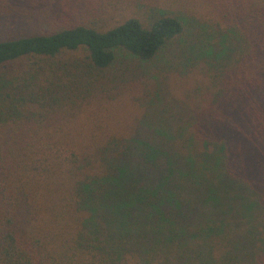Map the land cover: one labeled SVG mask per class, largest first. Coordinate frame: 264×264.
I'll return each mask as SVG.
<instances>
[{
  "label": "trees",
  "instance_id": "obj_1",
  "mask_svg": "<svg viewBox=\"0 0 264 264\" xmlns=\"http://www.w3.org/2000/svg\"><path fill=\"white\" fill-rule=\"evenodd\" d=\"M232 5L208 48L180 50L174 66L202 60L212 96L147 133L68 132L81 103L62 93V64L153 60L184 31L180 15L155 16L157 0L144 1L148 22L0 41V264H264V0Z\"/></svg>",
  "mask_w": 264,
  "mask_h": 264
},
{
  "label": "rangeland",
  "instance_id": "obj_2",
  "mask_svg": "<svg viewBox=\"0 0 264 264\" xmlns=\"http://www.w3.org/2000/svg\"><path fill=\"white\" fill-rule=\"evenodd\" d=\"M145 0H44L35 7L28 0H0V41L18 39L37 33H51L61 25L75 26L82 23L112 28L129 17H141L148 22ZM160 12L180 15L184 23L182 35L168 45L151 61H141L125 53H117L115 61L105 69L91 67L79 60L80 53L71 55L62 83L70 81L62 93L77 96L80 109L65 127L72 134L119 133L126 135L131 129L147 133V127L167 120L170 124H183L191 112H199L204 97L212 96L210 74L202 60L192 72H182L176 58L179 51L205 44L208 34H215L214 24L229 21L217 13L224 5L232 7V0H157ZM213 24L212 33L211 24ZM208 33V34H207ZM71 60V61H70ZM19 63L13 68L20 69ZM17 65V66H16ZM190 69V68H189ZM21 70V69H20ZM9 74L12 75V72ZM227 97L223 98L225 100ZM228 99V98H227ZM228 101V100H227ZM226 101V102H227ZM225 102V103H226ZM167 104L163 113L162 105ZM225 112V111H224ZM234 121L232 114L221 117ZM109 126L93 130L98 121ZM151 124V126H150ZM102 126V125H99ZM147 129V130H146ZM131 132V131H130Z\"/></svg>",
  "mask_w": 264,
  "mask_h": 264
}]
</instances>
